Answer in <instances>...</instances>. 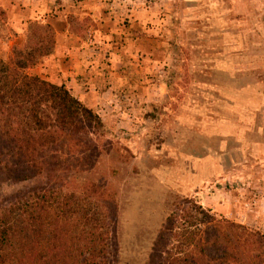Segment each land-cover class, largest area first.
<instances>
[{"label": "rangeland", "instance_id": "1", "mask_svg": "<svg viewBox=\"0 0 264 264\" xmlns=\"http://www.w3.org/2000/svg\"><path fill=\"white\" fill-rule=\"evenodd\" d=\"M57 17L89 60L118 54L119 120L104 123L94 154L49 156L71 166L66 183L60 172L4 181L0 203L49 183L105 188L117 206L112 264H148L184 198L264 234V0H0V58L26 43L29 22L54 30Z\"/></svg>", "mask_w": 264, "mask_h": 264}, {"label": "trees", "instance_id": "2", "mask_svg": "<svg viewBox=\"0 0 264 264\" xmlns=\"http://www.w3.org/2000/svg\"><path fill=\"white\" fill-rule=\"evenodd\" d=\"M53 46L50 24L32 21L26 43L0 58V183L41 174L56 180L57 172L66 183L71 166L49 156L99 148L98 113L64 85L29 72ZM109 195L93 182L79 194L62 183L12 194L0 203V264H112L117 206ZM148 264H264V234L184 198L166 216Z\"/></svg>", "mask_w": 264, "mask_h": 264}, {"label": "crops", "instance_id": "3", "mask_svg": "<svg viewBox=\"0 0 264 264\" xmlns=\"http://www.w3.org/2000/svg\"><path fill=\"white\" fill-rule=\"evenodd\" d=\"M89 15L96 19L94 13L89 12ZM56 19L53 51L31 68L33 73L54 84L64 85L84 105L96 110L104 123L108 119L119 120L117 116L120 112L113 114L109 109L117 100L115 89L126 81L124 76L118 74V54L112 53L113 58L108 64H102L96 57L89 60L86 42L78 36L74 37L68 22H64L62 17ZM148 94L151 97L153 91ZM130 97L132 103L136 98L142 99V95L137 93Z\"/></svg>", "mask_w": 264, "mask_h": 264}]
</instances>
